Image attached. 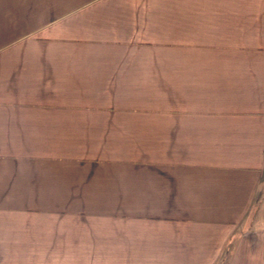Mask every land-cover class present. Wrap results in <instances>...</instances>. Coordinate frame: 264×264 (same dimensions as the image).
Returning a JSON list of instances; mask_svg holds the SVG:
<instances>
[{"label": "crops", "instance_id": "obj_1", "mask_svg": "<svg viewBox=\"0 0 264 264\" xmlns=\"http://www.w3.org/2000/svg\"><path fill=\"white\" fill-rule=\"evenodd\" d=\"M0 264H264V0H0Z\"/></svg>", "mask_w": 264, "mask_h": 264}]
</instances>
